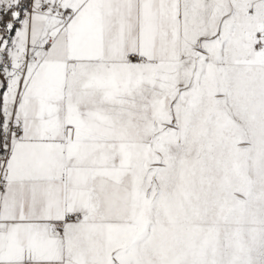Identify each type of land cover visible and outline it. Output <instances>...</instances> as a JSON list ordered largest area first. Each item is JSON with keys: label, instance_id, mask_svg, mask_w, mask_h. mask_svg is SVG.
<instances>
[{"label": "snow or ice", "instance_id": "6c2138e0", "mask_svg": "<svg viewBox=\"0 0 264 264\" xmlns=\"http://www.w3.org/2000/svg\"><path fill=\"white\" fill-rule=\"evenodd\" d=\"M0 264H264V0H0Z\"/></svg>", "mask_w": 264, "mask_h": 264}]
</instances>
